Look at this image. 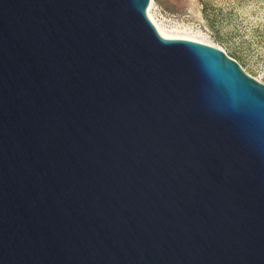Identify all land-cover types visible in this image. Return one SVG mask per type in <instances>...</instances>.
Segmentation results:
<instances>
[{
  "label": "water",
  "instance_id": "water-1",
  "mask_svg": "<svg viewBox=\"0 0 264 264\" xmlns=\"http://www.w3.org/2000/svg\"><path fill=\"white\" fill-rule=\"evenodd\" d=\"M147 4L0 0V264H264V84Z\"/></svg>",
  "mask_w": 264,
  "mask_h": 264
},
{
  "label": "rangeland",
  "instance_id": "rangeland-1",
  "mask_svg": "<svg viewBox=\"0 0 264 264\" xmlns=\"http://www.w3.org/2000/svg\"><path fill=\"white\" fill-rule=\"evenodd\" d=\"M166 25L219 47L264 84V0H152Z\"/></svg>",
  "mask_w": 264,
  "mask_h": 264
},
{
  "label": "bare ground",
  "instance_id": "bare-ground-1",
  "mask_svg": "<svg viewBox=\"0 0 264 264\" xmlns=\"http://www.w3.org/2000/svg\"><path fill=\"white\" fill-rule=\"evenodd\" d=\"M152 0H148L147 8H146V17L150 21V23L153 25L154 29L156 30L158 36L161 39H187L192 40L200 43H204L210 46H213L209 44L208 42L204 41L203 39H198L197 37L190 35L184 31L178 30L175 27L168 26L164 23V19L162 15L157 13L156 11H152ZM215 47V46H213ZM219 48V47H216ZM222 50V49H221Z\"/></svg>",
  "mask_w": 264,
  "mask_h": 264
}]
</instances>
